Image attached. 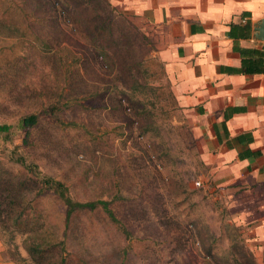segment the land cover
Returning <instances> with one entry per match:
<instances>
[{"label": "rangeland", "instance_id": "rangeland-1", "mask_svg": "<svg viewBox=\"0 0 264 264\" xmlns=\"http://www.w3.org/2000/svg\"><path fill=\"white\" fill-rule=\"evenodd\" d=\"M10 22L0 25V169L14 183L34 172L58 181L73 202L106 201L118 223L97 209L65 227L54 194H27L40 228L0 229V263L47 264L25 252L28 238L69 264H251L161 63L127 16L107 0H72L48 20L26 26L16 10Z\"/></svg>", "mask_w": 264, "mask_h": 264}, {"label": "crops", "instance_id": "crops-1", "mask_svg": "<svg viewBox=\"0 0 264 264\" xmlns=\"http://www.w3.org/2000/svg\"><path fill=\"white\" fill-rule=\"evenodd\" d=\"M107 1L151 45L213 199L264 264V0Z\"/></svg>", "mask_w": 264, "mask_h": 264}, {"label": "trees", "instance_id": "trees-1", "mask_svg": "<svg viewBox=\"0 0 264 264\" xmlns=\"http://www.w3.org/2000/svg\"><path fill=\"white\" fill-rule=\"evenodd\" d=\"M72 0H0V25L3 27L11 25L12 15L15 11H18L21 22H25L26 26H29V21L48 20L50 15L56 13L59 8L69 9L71 7ZM82 4L90 5L97 0H78ZM64 10H61V13ZM12 14V15H11ZM72 24L74 22H71ZM105 23V22H104ZM33 33V32H32ZM24 34V33H23ZM30 35V33H29ZM101 37V36H99ZM35 123V117L29 115L22 118L20 121V127L25 128ZM30 173L31 168L25 167ZM35 173L33 176H24L17 183H14L13 177L5 171L0 169V229L1 231H9L10 234H32L34 228L39 229L38 222L34 217L33 208L30 205L32 200H28L27 194L34 193L39 196L44 190H49L59 202L64 206V224L67 226L71 219V216L77 211H95L97 209L102 210L107 219L114 224L118 221L113 216V213L108 209V202L102 200L90 201V202H73L67 196V190L64 185L58 181L50 178L40 177V174ZM21 192V194H18ZM24 193V195H22ZM21 195V196H19ZM32 212V214H30ZM40 225V224H39ZM34 227V228H33ZM63 241L60 245H63ZM23 249L31 257H48L47 264H69L65 257H55L52 255L53 248L51 246L40 247L38 244L33 243L30 239L25 238L23 240ZM38 260V259H36ZM251 264H255L251 257Z\"/></svg>", "mask_w": 264, "mask_h": 264}, {"label": "built area", "instance_id": "built-area-1", "mask_svg": "<svg viewBox=\"0 0 264 264\" xmlns=\"http://www.w3.org/2000/svg\"><path fill=\"white\" fill-rule=\"evenodd\" d=\"M196 185H198V183H195Z\"/></svg>", "mask_w": 264, "mask_h": 264}]
</instances>
